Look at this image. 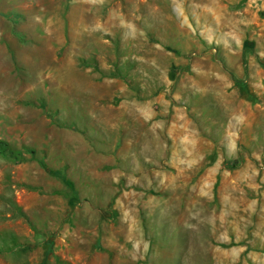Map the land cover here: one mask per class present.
<instances>
[{"label":"rangeland","instance_id":"rangeland-1","mask_svg":"<svg viewBox=\"0 0 264 264\" xmlns=\"http://www.w3.org/2000/svg\"><path fill=\"white\" fill-rule=\"evenodd\" d=\"M0 140V264H264V0H0Z\"/></svg>","mask_w":264,"mask_h":264},{"label":"trees","instance_id":"trees-1","mask_svg":"<svg viewBox=\"0 0 264 264\" xmlns=\"http://www.w3.org/2000/svg\"><path fill=\"white\" fill-rule=\"evenodd\" d=\"M25 150H26L25 151L26 154L31 156V158H34V151L33 150H31V149H25ZM0 157L3 159H6L12 163H16V164L22 163L26 160L24 155L22 154V152L10 147V145L6 141H3V140H0ZM38 163H39L40 167L43 170H45L47 173L51 174L52 176L59 177L62 180H65V175L62 172L51 170L50 168H48V166L46 165V163L44 162L43 159L38 160ZM216 187H217V182L214 184V189H216ZM57 262L58 261H56V263Z\"/></svg>","mask_w":264,"mask_h":264}]
</instances>
